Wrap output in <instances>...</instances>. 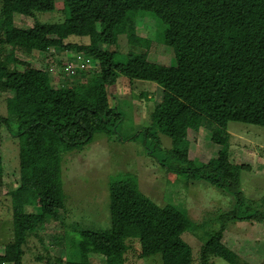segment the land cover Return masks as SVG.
I'll return each mask as SVG.
<instances>
[{
    "label": "trees",
    "instance_id": "1",
    "mask_svg": "<svg viewBox=\"0 0 264 264\" xmlns=\"http://www.w3.org/2000/svg\"><path fill=\"white\" fill-rule=\"evenodd\" d=\"M60 2L66 19L86 24L88 44L62 46L52 38L55 27L38 21L27 30L13 26L14 15L53 12L54 0H0V54L5 45L25 54L57 47L81 53L97 67V72L79 83L53 88L46 72L7 69V64L18 63L15 58L0 62V69L6 70L0 86L7 93L0 129L16 140L19 178L17 188L8 194L12 237L3 245L0 264H20L26 238L46 218L57 219L56 211L63 206L60 154L87 144L96 133L116 135L121 114L109 106L106 89L120 77L162 89L161 103L149 114L150 130L127 140L140 137L151 147L150 156L159 154L155 160L167 171L200 180L232 197V209L221 215V224L227 218L261 221L264 212L250 214L247 209L240 216L239 166L226 159L221 170L192 165L180 146L188 132L195 133L205 124L217 134L225 133L230 122L241 123L243 105L256 109V125L264 128V0ZM142 18L152 21L155 40L171 50L172 65L130 56L118 64L111 52L98 48L97 32L112 35L121 26L128 45L137 44L135 23ZM154 133L170 138L174 150L158 152ZM107 192L108 228L78 233L63 245L69 254L64 263L57 259V264H93L92 254L101 256L104 264H123L128 239L139 242L141 258L159 255L161 264H208L210 258L224 264H247L220 243L223 225L207 235L193 263L190 248L181 239L192 227L184 209L179 204L158 207L138 191L134 179H114ZM27 206H37L39 213H27Z\"/></svg>",
    "mask_w": 264,
    "mask_h": 264
},
{
    "label": "rangeland",
    "instance_id": "2",
    "mask_svg": "<svg viewBox=\"0 0 264 264\" xmlns=\"http://www.w3.org/2000/svg\"><path fill=\"white\" fill-rule=\"evenodd\" d=\"M60 1L54 0L55 9L51 13H38L34 17L14 15L13 26L27 30L34 21H38L55 27L52 38L60 40L62 46L88 44L86 24L66 19ZM134 31L140 41L133 46L128 45L123 26L118 27L112 35L97 32L98 48L111 52L114 62L118 64L124 63L129 56L158 65L173 64L171 50L155 40L152 21L137 19ZM4 48L0 62H4L5 57L18 60L15 64L6 63L7 69L46 72L52 78L53 88L79 83L88 74L97 72L95 62L81 53L51 47L45 52L34 50L25 54L13 52L6 45ZM5 72L0 69V83ZM106 94L109 106L121 114L116 135L96 133L87 144L60 154L59 180L63 206L56 211V220L46 218L26 238L20 264H57V259L64 263L68 252L63 245L69 244L78 233L107 229L108 183L126 177L134 179L138 191L158 207L181 205L192 223L191 229L184 232L181 239L190 248L193 263L207 235L223 225L220 243L239 262L263 264L264 218L261 221L227 218L221 224V215L223 217L232 209V197L200 180L167 171L155 160L159 154L154 152L150 156L148 151L151 147L146 146L140 137L136 141L127 140L149 128V114L161 103L162 89L152 83L120 77L106 89ZM6 97L7 93L0 86V116L6 115ZM255 110L246 105L242 111V122L228 123L225 133L215 134L213 128L206 124L195 133L188 132L180 146L184 149L185 159L191 161L192 165L206 164L221 170L226 159L241 168V217L247 209L250 214L264 212V128L256 125ZM154 137L158 141V152L174 150L170 138L155 133ZM0 162L1 254L3 245L10 242L12 237L11 201L8 194L19 184L16 140L4 129H0ZM169 164L173 165V162L169 160ZM25 210L29 214L39 213L37 206H27ZM139 251L136 239L126 240L123 264H161L159 255L141 258ZM89 258L93 264H104L101 256L92 254ZM208 264L224 262L210 258Z\"/></svg>",
    "mask_w": 264,
    "mask_h": 264
},
{
    "label": "crops",
    "instance_id": "3",
    "mask_svg": "<svg viewBox=\"0 0 264 264\" xmlns=\"http://www.w3.org/2000/svg\"><path fill=\"white\" fill-rule=\"evenodd\" d=\"M245 106H246V105H243V106H242V111H243V109H244ZM255 111H256V110H255ZM242 117H243V116H242ZM255 123H256V121H255Z\"/></svg>",
    "mask_w": 264,
    "mask_h": 264
}]
</instances>
